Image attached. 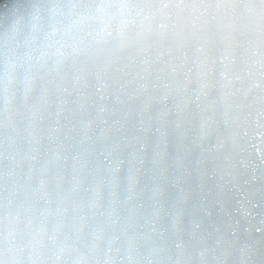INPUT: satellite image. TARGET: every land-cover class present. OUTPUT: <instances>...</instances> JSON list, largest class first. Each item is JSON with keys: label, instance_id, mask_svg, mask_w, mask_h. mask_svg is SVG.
Here are the masks:
<instances>
[{"label": "snow or ice", "instance_id": "6c2138e0", "mask_svg": "<svg viewBox=\"0 0 264 264\" xmlns=\"http://www.w3.org/2000/svg\"><path fill=\"white\" fill-rule=\"evenodd\" d=\"M0 264H264V0H0Z\"/></svg>", "mask_w": 264, "mask_h": 264}]
</instances>
